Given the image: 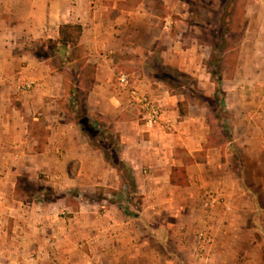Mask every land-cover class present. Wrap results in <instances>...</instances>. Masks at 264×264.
Instances as JSON below:
<instances>
[{"label": "crops", "instance_id": "0c3cea01", "mask_svg": "<svg viewBox=\"0 0 264 264\" xmlns=\"http://www.w3.org/2000/svg\"><path fill=\"white\" fill-rule=\"evenodd\" d=\"M125 2L0 0V264H128L133 260L147 264L150 239L164 242L169 233L165 214L156 215L165 205L157 207L158 201L172 204V194L180 193L175 227L209 226L218 219L217 208L228 207L232 197L226 188L230 184L227 163L237 164L240 153L245 161H255L246 158L243 144L252 149L264 144L263 127L256 125L238 126L244 141L232 136L230 141L211 142L186 116L185 108L179 113L181 101L175 95L143 75L133 81L160 105L162 121L151 128L138 125L128 113L126 94L113 79L120 71L113 74L118 63L114 52L134 48L135 19L144 23L148 9L127 8ZM62 23L81 27L78 43L85 63L93 65L84 106L90 119L110 120L118 131L116 166L105 153L110 146L95 143L79 127L73 93L51 73L47 58L31 50L35 41L56 39ZM260 115L255 111L247 118L259 120ZM35 122H41V137L33 131ZM175 165H184V186L169 183ZM127 175L141 195L139 210L131 201V191L124 189L127 184L121 182ZM23 177L45 178L51 197L42 199L40 191L24 194ZM204 188L224 197L207 214L191 204ZM251 191L248 194H258L256 189ZM121 193L123 198L118 196ZM150 201H157L156 205ZM149 208L154 212L146 215ZM183 216L191 219L186 223ZM155 225L158 229L151 230Z\"/></svg>", "mask_w": 264, "mask_h": 264}, {"label": "rangeland", "instance_id": "374dc122", "mask_svg": "<svg viewBox=\"0 0 264 264\" xmlns=\"http://www.w3.org/2000/svg\"><path fill=\"white\" fill-rule=\"evenodd\" d=\"M125 4L127 8H147L148 16L144 17V23L135 19L139 31L135 28L131 37L134 48L114 52L118 63L113 74L120 70L127 72L132 79L143 75L156 81L154 86L166 89L175 95L177 101H181L182 108L189 112L186 116L197 123L198 130L205 132L211 142L230 141L232 136L243 139L238 126L251 129V125L263 127L261 137L264 139V0H126ZM165 20L169 22L167 31L162 28ZM138 26L146 27L142 29ZM124 38L122 45L125 46ZM130 43L127 42L128 45ZM35 48L32 44L31 49L40 52ZM81 54L85 56L84 51ZM46 58L51 73L64 81L65 89L73 93L74 101L80 103L89 88L82 70L64 64L57 55ZM226 91H229L227 95ZM126 104L131 109L128 113L138 121V125L143 126L139 115L127 101ZM155 104L161 115L162 108ZM225 106L229 107V111ZM255 107L258 109L255 110ZM255 111L261 112L259 120L248 119L247 114ZM92 117L98 126V134L90 133V138L97 144L110 143L105 153L110 164L116 166L113 155L118 150L119 142L115 138L118 131L110 120ZM161 121L160 116L157 125ZM35 123L33 131L41 137V122ZM262 145L252 149L250 144H243L246 158L254 157L255 161H245V156L240 153L237 164L227 163L230 184L227 183L226 188L232 191V197L228 207L217 208L215 216L218 219L209 226L175 227V222H179V207L176 204L183 196L180 193L172 194V204L158 201L157 207L161 204L166 206H162L163 209L156 215L165 214L163 222L170 221L166 226L169 233L164 242L150 239L151 257L147 264H264ZM234 157L238 158V153L235 152ZM235 165L239 175L233 167ZM126 177L121 178V182L127 184L124 189L131 191V201L139 210V204L143 203L141 195L137 193L131 176ZM42 179L45 178H26L21 181L22 187H30L36 193L40 191L43 193L41 198L48 199L52 188ZM252 189H256L258 194H248ZM209 195L213 201L204 206ZM71 196L67 198L76 202ZM118 196L123 198L124 194ZM222 201L224 197L219 191L204 188L191 204L207 214ZM153 202L156 205L157 201H150V204ZM150 209L144 213L154 212ZM183 219H187V223L191 218L183 216ZM153 229L158 227L155 225ZM198 232H205L210 239L202 247L196 244ZM177 234L180 238L176 239ZM128 264H136V261H129Z\"/></svg>", "mask_w": 264, "mask_h": 264}, {"label": "trees", "instance_id": "16d2710c", "mask_svg": "<svg viewBox=\"0 0 264 264\" xmlns=\"http://www.w3.org/2000/svg\"><path fill=\"white\" fill-rule=\"evenodd\" d=\"M80 32L81 27L77 23L59 24L56 39L35 41L33 45L36 47L35 49H39L40 52H37L34 49L31 50L35 56L45 58L51 55L59 56L63 59L64 64L82 70V73H84V75L87 77L89 85L93 77V65L85 63V56L81 54L83 49L78 43ZM178 110L180 114L184 113V109L182 108L180 102H178ZM75 118L83 133L90 135V133L97 132L98 126L93 119H90V117L87 116L83 100H81L80 103L75 101ZM109 144L110 143H107L108 146ZM113 157L117 158L116 154H114ZM22 180H26V177H23L21 181ZM169 183L177 186H184L187 184V176L185 174L184 165H175L171 167ZM23 192L24 194L32 193L30 187H24Z\"/></svg>", "mask_w": 264, "mask_h": 264}, {"label": "built area", "instance_id": "2783aa9c", "mask_svg": "<svg viewBox=\"0 0 264 264\" xmlns=\"http://www.w3.org/2000/svg\"><path fill=\"white\" fill-rule=\"evenodd\" d=\"M162 28L167 31L169 28V22L165 20ZM115 84L117 89L126 94L128 103L136 109V112L145 127L151 128L157 124L160 117L159 107L146 92L141 90L136 83H134L133 79L127 72L119 71L115 76ZM208 198L207 202H204V206H207L208 203L210 204L211 201H213V198L210 195ZM195 239L198 247H202L209 241L205 232H198Z\"/></svg>", "mask_w": 264, "mask_h": 264}]
</instances>
